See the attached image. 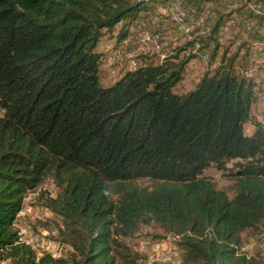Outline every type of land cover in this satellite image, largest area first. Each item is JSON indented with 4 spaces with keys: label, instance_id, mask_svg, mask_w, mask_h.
Returning a JSON list of instances; mask_svg holds the SVG:
<instances>
[{
    "label": "trees",
    "instance_id": "trees-1",
    "mask_svg": "<svg viewBox=\"0 0 264 264\" xmlns=\"http://www.w3.org/2000/svg\"><path fill=\"white\" fill-rule=\"evenodd\" d=\"M168 1L0 0V262L134 264L120 237L156 223L176 236L183 264H258L240 245L243 230L264 224V122L244 131L258 89L239 70L243 47L218 49L230 13H209L210 32L159 61L138 54V66L101 82L105 54L128 46L131 23L146 24L141 11ZM245 2L238 17L264 22V0ZM103 38L114 39L111 51ZM196 42L219 59L175 91L198 54L180 52ZM231 159L229 196L202 171ZM48 172L59 189L44 202L61 217L65 256L38 255L14 227L25 193Z\"/></svg>",
    "mask_w": 264,
    "mask_h": 264
},
{
    "label": "rangeland",
    "instance_id": "rangeland-1",
    "mask_svg": "<svg viewBox=\"0 0 264 264\" xmlns=\"http://www.w3.org/2000/svg\"><path fill=\"white\" fill-rule=\"evenodd\" d=\"M221 1L215 0L208 5L204 4V1L202 0H189L188 2L169 0L166 5H159L155 9L149 10V13H146L149 15H146L145 17L142 15L145 11H141L142 16H139L138 18L139 20L144 19L146 24L139 22L137 19L131 24H134V27L138 29L141 36H146L147 45L155 44L157 46V51L148 54V57H151L154 61H159L165 55L172 52L173 46L183 44L190 38L210 32H201L204 31V29L207 30V26L205 25H209L208 30H210V23H205L203 19L207 15H210L209 13L216 14L217 16L218 12H221L224 15H227L229 12L230 17L226 20L224 25L229 31L228 33L226 32L227 30H224V32L222 31L221 37L223 44L218 48L219 52L226 47L232 53L241 45L243 48H239L242 55V58L240 57L241 61L239 62V70L244 74L254 77L255 84L258 83V81L264 83V74H255V71H250L251 68L264 71V64H262L264 62V38L259 39L253 37L257 25L259 29L264 30V22L260 24L258 17L255 15L248 18V21L244 20L246 17H244V15L238 17L240 11L245 8V0H237V2L234 0H223L222 3ZM200 5L203 9L200 8ZM248 6L254 7V4L249 3ZM187 9L190 13L195 14L191 17L188 14H185ZM172 10H174L175 16L172 15ZM214 16L215 15L208 16V18ZM184 21H187L185 22L186 24ZM190 26H193L194 28H190ZM178 27H183V32H190L188 33V36L181 33ZM167 32L169 38H172L168 45H166V39L162 38L161 40L160 36L167 35ZM106 39L107 38H103L101 40L100 46L103 48L106 46V49H110V47L112 48L114 39L108 41H106ZM135 39L136 34L135 31H133L130 40L127 39V41L135 42ZM213 46L212 43L211 47ZM200 48L202 47L196 42L195 45L188 47L184 52H180V56H185L193 51L201 56ZM112 49H117V52L123 50V43ZM112 49L108 51H111ZM142 49L141 44H137L132 50L126 46V50H124L123 54L121 52V54L124 55L123 58L130 57V61L139 62V59L135 56L138 54H144L141 52ZM203 59L207 62L210 58L204 57ZM216 59L218 60L219 56H216ZM104 60L105 58L103 57L102 63ZM102 63L100 65V68L103 71V75L101 74V82L104 85L110 84L116 79V77H114L110 71V66L102 67ZM187 63L185 76L175 85V91L184 92L193 88L198 79L199 72L195 64L191 60ZM212 64V61H208L207 68L211 67ZM258 65H261V67L258 68ZM256 86V89H258L257 101L252 104L251 119L244 123V131L246 133L252 132L254 128L253 120L258 119L264 122V108L262 109V107L258 106V103L264 106L263 89H261L260 85ZM235 160L236 159L229 160L226 164L227 167L224 169H219L215 166H208L202 171V175L207 176L214 181L216 186L225 190L229 196L234 193L235 178L231 172L235 170ZM140 181L146 184H150L151 182L149 179H141ZM58 189L59 188L52 175L49 172L45 174L42 180L34 188L27 190L23 198L22 208L19 210L13 221L14 227L20 234V239L30 243L38 255L43 251H50L54 256H65L71 250V246L67 242L62 241L60 239L61 237L58 235V228L62 224L60 215L47 207L44 202L46 195H55L58 192ZM175 238L176 236L170 232L164 231L156 223L141 224L132 235L120 237V239L131 249V256H136L134 264H183L181 262L182 250L177 245ZM240 250L247 255L255 256L259 261L258 264H264L263 223L259 224L258 228H247L242 231ZM0 264H10V259H4ZM117 264L125 263L117 261Z\"/></svg>",
    "mask_w": 264,
    "mask_h": 264
},
{
    "label": "built area",
    "instance_id": "built-area-1",
    "mask_svg": "<svg viewBox=\"0 0 264 264\" xmlns=\"http://www.w3.org/2000/svg\"><path fill=\"white\" fill-rule=\"evenodd\" d=\"M186 1H189V0H186ZM172 12L174 14V10H172ZM262 12H264V8H263V11ZM185 13H188L189 15L195 14V13H190L188 9L186 10ZM190 27H193V26H190ZM210 28H211V24H210ZM178 29L180 30L181 33H183L186 36H188V32H183V30H182L181 27H178ZM132 30H135V34H136L135 44L136 45L137 44H141L142 45V48L143 49H142L141 52L147 53V54H152L154 52L153 51V45H147L146 44V36H141L140 35V32L138 31V29H136L134 27V24H132ZM207 31H209V30H204V31H201V32H207ZM156 32H157V30H156ZM160 36H161V38L166 39V45H168L169 41L171 42V39L172 38H169L168 32H167V35H160ZM127 43H128V41H127ZM126 46L127 45H125V43H124L123 44V50L118 51L113 56H111L107 62H103L102 63V67L103 66H110V71H112L114 73V77H117V75H120V72H121V68L122 67L129 68L131 65L138 63V62H132V61H130V57L123 58L124 55H122V54L124 53V50H126ZM121 52H122V54H121ZM204 56H208V53L205 50H201V57L203 58ZM122 59H124V60H122ZM250 71H255L256 73H264V71L254 70L253 68H251ZM256 85H260L261 88H263V95H264V83H261V82L258 81V83H256Z\"/></svg>",
    "mask_w": 264,
    "mask_h": 264
},
{
    "label": "crops",
    "instance_id": "crops-1",
    "mask_svg": "<svg viewBox=\"0 0 264 264\" xmlns=\"http://www.w3.org/2000/svg\"><path fill=\"white\" fill-rule=\"evenodd\" d=\"M149 10H147V11H145V13H143L142 15H144L143 17H145L146 16V13H149L148 12ZM130 37L131 36H129L128 37V39L130 40ZM136 40V39H135ZM106 41H108V40H106ZM109 44H111V43H109ZM134 46H136V44H135V42L134 41H128V47H129V49H134ZM105 48H106V46H105ZM129 52V51H128ZM190 60L195 64V66L197 67V70H198V72H199V74L203 71V69L202 68H206L207 67V64H208V61L207 62H205V60L201 57V56H199L198 54L196 55V56H193L192 58H190ZM189 60V61H190ZM188 61V62H189ZM217 61V59H215L214 61H213V63L214 62H216ZM188 64V63H187ZM186 68H187V66H186ZM258 106H260V107H262V109L264 108V106L262 105V104H259L258 103ZM259 109H261V108H259ZM255 113H256V111H255Z\"/></svg>",
    "mask_w": 264,
    "mask_h": 264
},
{
    "label": "bare ground",
    "instance_id": "bare-ground-1",
    "mask_svg": "<svg viewBox=\"0 0 264 264\" xmlns=\"http://www.w3.org/2000/svg\"><path fill=\"white\" fill-rule=\"evenodd\" d=\"M175 1L179 2L180 0H175ZM181 1H183V2H188V1H186V0H181ZM178 4H180V3H178ZM181 7H182V6H181ZM192 10H193V8H192ZM195 10H196V9H195ZM178 11H179V10H178ZM171 13H172L173 16H175V14H173L172 11H171ZM185 14H188V13H185ZM188 15H189V14H188ZM189 16L191 17L192 15H189ZM199 16H201V15H199ZM177 19H178V17H177ZM179 19H180V18H179ZM189 21H190V19H189ZM189 21H188V22H189ZM179 22H180V21H179ZM185 22H187V21H184V23H185ZM143 24H144V23H143ZM179 24H180V23H179ZM185 24H186V23H185ZM204 25H205V24H204ZM195 26H196V25H195ZM205 26H207V30H208L209 25H205ZM182 28H183V27H182ZM190 28H194V27H190ZM191 30H192V29H191ZM195 30H196V29H195ZM204 30H205V29H204ZM133 31H135V30H132V29H131V32H133ZM209 31H210V30H209ZM131 32H130V34L132 35L133 33H131ZM188 33H190V32H188ZM191 33H192V32H191ZM200 33H201V32H200ZM205 33H206V32H205ZM131 35H130V36H131ZM193 36H194V35H193ZM194 38H195V37H194ZM161 40H162V38H161ZM159 42H160V41H159ZM159 42H158V43H159ZM154 43H155V42H154ZM152 45H153V51H154L153 53H155V52L157 51V46H156L155 44H152ZM116 52H117V49H116V50H113L112 53L106 54V56L104 57V58H105L104 62H105V61H108L109 58H110L111 56H113ZM204 57H208V56H204ZM204 57H203V58H204ZM134 62H137V61H134ZM138 63H139V62H138ZM138 63H137V64H138ZM137 64H133V65H131L130 67L138 66ZM130 67H129V68H130ZM111 72H112V71H111ZM120 73H121V72H120ZM112 74L114 75L113 72H112ZM255 74H264V73H256V72H255ZM117 76H119V75H117ZM256 79H257V78H256ZM261 89H263V88H261Z\"/></svg>",
    "mask_w": 264,
    "mask_h": 264
},
{
    "label": "clouds",
    "instance_id": "clouds-1",
    "mask_svg": "<svg viewBox=\"0 0 264 264\" xmlns=\"http://www.w3.org/2000/svg\"><path fill=\"white\" fill-rule=\"evenodd\" d=\"M205 69V68H204ZM105 71V70H104ZM105 75V74H104Z\"/></svg>",
    "mask_w": 264,
    "mask_h": 264
}]
</instances>
